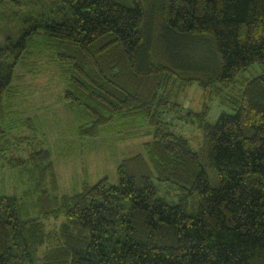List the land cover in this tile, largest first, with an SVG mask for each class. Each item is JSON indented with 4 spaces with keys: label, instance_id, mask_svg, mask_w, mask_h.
Segmentation results:
<instances>
[{
    "label": "trees",
    "instance_id": "1",
    "mask_svg": "<svg viewBox=\"0 0 264 264\" xmlns=\"http://www.w3.org/2000/svg\"><path fill=\"white\" fill-rule=\"evenodd\" d=\"M0 35V118L15 111L17 69L36 74L44 59L68 82L80 137H146L117 184L52 195L65 221L49 249L45 222L0 192V264H264V0H0ZM194 85L208 98L199 112L181 100ZM214 97L231 113L210 123ZM179 112L202 131L199 149ZM8 130L4 164L57 187L46 149L6 157Z\"/></svg>",
    "mask_w": 264,
    "mask_h": 264
},
{
    "label": "rangeland",
    "instance_id": "2",
    "mask_svg": "<svg viewBox=\"0 0 264 264\" xmlns=\"http://www.w3.org/2000/svg\"><path fill=\"white\" fill-rule=\"evenodd\" d=\"M3 36L0 35V38ZM32 73L22 66L17 69V79L14 88L19 92L13 97L15 111H4L5 118H0V124L9 128L10 145L6 157L25 158L39 149H46L54 163L58 179L57 187L49 173L35 171V178L21 172L20 167L11 169L0 157V192L8 195H18L22 199L27 214L45 222V229L50 238L46 247L58 242L61 228L65 221L63 216L51 213L55 209V199L52 195L63 196L81 191L86 185H94L99 180L108 177L111 183H118V166L126 157L130 158L142 151L146 137L122 141L115 133L104 134L97 139L82 138L78 134V111L69 107L64 101L63 93L68 82L61 75L60 69L53 63L42 59L37 63ZM28 67H33L32 63ZM259 70L255 67L245 78L250 79ZM31 72L26 75L25 72ZM185 106L193 111H201L207 103L206 93L194 85L187 89L181 98ZM209 122L215 123L222 112L231 110L222 105L220 98L214 97L209 103ZM177 113L174 123L184 128V134L191 140L195 149L202 143L200 132L187 118H180ZM33 120L32 127L22 125V120ZM11 123L13 124L10 129ZM184 135V136H185ZM160 192L171 203H179V195L172 189ZM196 199V201H194ZM193 202H197V198ZM40 200L47 202L45 212L40 211ZM27 215V216H28Z\"/></svg>",
    "mask_w": 264,
    "mask_h": 264
}]
</instances>
